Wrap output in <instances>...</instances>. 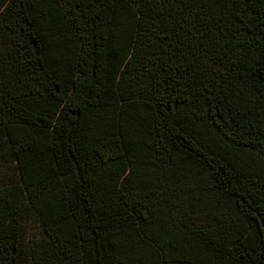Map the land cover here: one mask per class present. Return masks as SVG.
<instances>
[{"label": "trees", "instance_id": "16d2710c", "mask_svg": "<svg viewBox=\"0 0 264 264\" xmlns=\"http://www.w3.org/2000/svg\"><path fill=\"white\" fill-rule=\"evenodd\" d=\"M0 264H264V0H0Z\"/></svg>", "mask_w": 264, "mask_h": 264}]
</instances>
